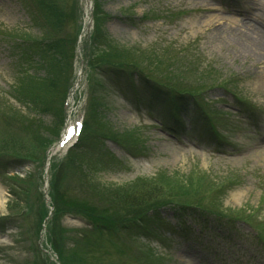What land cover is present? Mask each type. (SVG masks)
<instances>
[{
	"label": "rangeland",
	"instance_id": "374dc122",
	"mask_svg": "<svg viewBox=\"0 0 264 264\" xmlns=\"http://www.w3.org/2000/svg\"><path fill=\"white\" fill-rule=\"evenodd\" d=\"M53 1L56 28L0 0V264H264V39L242 36L264 0H97L94 29L88 0ZM52 28L69 64L41 90ZM122 49L142 68L103 57ZM77 75L81 140L48 161ZM152 180L188 190L146 209L108 191Z\"/></svg>",
	"mask_w": 264,
	"mask_h": 264
},
{
	"label": "trees",
	"instance_id": "16d2710c",
	"mask_svg": "<svg viewBox=\"0 0 264 264\" xmlns=\"http://www.w3.org/2000/svg\"><path fill=\"white\" fill-rule=\"evenodd\" d=\"M96 1L97 0H95L94 2L93 29L96 26V7H97ZM38 3L40 7L45 11L46 18L51 22L53 27L56 28V24L59 26L60 23L59 16L61 14L55 2L53 0H38ZM54 28H52L51 32L47 34L44 40L40 42V46L42 47L41 54L45 55V57L47 58L46 60L47 74L44 75L45 77L43 76V78L40 79L38 78L37 82H35L34 85L35 87L40 88L41 90L45 87L47 88L50 85L54 84L55 79L59 77L62 78V75L64 73L63 69H65L66 65L68 66L69 64V56H68L69 54H65V47H64L65 41L62 40L60 37L56 36ZM74 43H75L74 41L71 42L73 50H74ZM90 43H92V37ZM142 56L143 55L139 51H134L133 49H122L117 52L114 51L105 54L103 57L112 59L113 62L110 61L111 63L123 64V65L134 64L136 68L141 69L142 67L140 66L138 61L142 58ZM152 60L153 59L150 58L148 59V62H151L152 64L153 62ZM173 84L175 87L180 88L178 83H173ZM65 86L66 85H64L62 89L63 99L69 88L72 86V83L68 84L66 87ZM179 93H184V92H179ZM60 113L61 114L63 113L61 107H60ZM71 151L72 149L68 152L67 156L71 155L70 154ZM150 182H151L150 184H144V185L137 184V186L135 187L117 188L114 190L110 189L108 191L111 195V199H113V201L119 204H123V206L133 209H146L148 207L150 208L151 206H154L155 203H159L161 199L172 197L173 195H177V194H183V192L185 193V191L188 190L185 187L184 183L179 182V180L178 181L176 180L173 184L170 185H166L165 181H161L162 182L161 183V182H154L152 180ZM163 186L165 187L167 186V189L169 191L163 192L164 189ZM195 205L204 207L200 203H196Z\"/></svg>",
	"mask_w": 264,
	"mask_h": 264
},
{
	"label": "bare ground",
	"instance_id": "6f19581e",
	"mask_svg": "<svg viewBox=\"0 0 264 264\" xmlns=\"http://www.w3.org/2000/svg\"><path fill=\"white\" fill-rule=\"evenodd\" d=\"M87 25V24H86ZM86 32V31H84ZM244 37V39H251L252 37L256 38L259 40V38H262L264 39V31L262 30H258V29H255V28H251L249 27L248 25V28H246V31H245V34L242 35ZM250 52L249 53H252L255 52V50L252 48V50H249ZM264 55V53H263ZM70 126H69V123L68 121L66 122V127H65V130H64V133L62 135V139H61V142H60V145L59 147L56 149H52V151L49 153V156L50 158L56 153L58 152L59 149L61 148H66L68 145L66 144V142L68 141L69 139V135H70Z\"/></svg>",
	"mask_w": 264,
	"mask_h": 264
}]
</instances>
